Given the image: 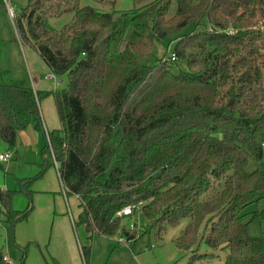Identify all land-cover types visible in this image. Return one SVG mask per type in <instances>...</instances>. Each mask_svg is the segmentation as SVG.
<instances>
[{"label": "trees", "instance_id": "1", "mask_svg": "<svg viewBox=\"0 0 264 264\" xmlns=\"http://www.w3.org/2000/svg\"><path fill=\"white\" fill-rule=\"evenodd\" d=\"M95 1L111 10L29 0L18 33L68 87L0 84V141L14 150L21 130L44 131L40 103L52 96L61 127L45 133L39 176L57 168L90 238L135 240L132 217L118 215L131 206L163 230L190 218L174 240L186 264H220L203 246L226 251L222 264H264V0H176L174 14L172 0L131 10ZM66 13L56 29L51 19ZM188 25L177 60L141 62ZM251 161L259 166L248 171ZM32 182L23 180L30 197ZM15 194L0 188V223L12 227L33 210L15 209ZM81 252L87 262L91 248ZM0 264H12L1 250Z\"/></svg>", "mask_w": 264, "mask_h": 264}, {"label": "rangeland", "instance_id": "2", "mask_svg": "<svg viewBox=\"0 0 264 264\" xmlns=\"http://www.w3.org/2000/svg\"><path fill=\"white\" fill-rule=\"evenodd\" d=\"M150 1L152 0H118L116 6L117 9L131 10L142 7ZM28 3L29 0H0V84L31 86L33 76L51 86L52 84L45 77L48 72L47 66L39 55L24 43L16 27L17 18ZM81 5H90L100 11L111 10V5H102L95 0H81ZM176 9V0H172L170 13L174 14ZM72 16V13H66L60 17L52 18L51 23L60 30L72 19ZM192 29V25L181 29L167 40V45H157L156 57H141V62L151 65L157 59H161L162 62L169 61V56L174 53L178 39ZM133 32V25L129 24L126 30V38H131ZM186 68V64L181 62L179 69L185 70ZM62 79L63 82L58 87L59 89L68 87L67 80L64 77ZM41 107L42 110L45 108L48 110L53 120L56 118L55 127L60 128L54 100L50 101L49 97L43 99ZM55 127H51V123L48 124V129ZM39 131L42 139H45L44 131L41 129ZM44 145V140L43 143L28 142L19 134L14 150L9 149L7 144L0 141V154L7 151L12 152V157L8 161H0V188L16 191L13 200L15 209L24 210L28 206H33L28 219L19 222L15 227L5 222L4 216L1 215L0 250L10 263L52 264L50 247L56 253H61L62 246L69 244L66 238L68 230L65 226V217L70 223L74 245L77 246V249L78 242L82 245H91L88 264H186L188 262L190 253L178 248L174 240L191 222L190 218L183 219L179 226L167 227L166 230H163L154 226L141 214L136 227L137 237L135 240L121 244L119 242L121 235L114 238L95 235L90 242L84 227L79 226L74 229L72 226L69 216L71 212L69 211L73 212L72 214L76 219L78 214L76 198L74 196L64 197L54 167L47 169L42 176H39L40 164L42 163L41 151ZM258 166V163L251 161L247 170L253 171ZM104 176L105 173H101L98 179L102 181ZM23 180H33L31 197L23 189ZM262 206H264V201L260 203V207ZM151 225H153L152 228ZM252 230L254 233L259 231L255 226L252 227ZM33 235H35V239L30 238ZM124 238L127 240L126 237ZM151 245L155 247L151 249ZM202 251L220 254L222 260L217 259L215 263H224L226 251L211 249L207 246H203ZM72 255L71 258L75 262L80 261L79 250L77 252L74 250Z\"/></svg>", "mask_w": 264, "mask_h": 264}, {"label": "crops", "instance_id": "3", "mask_svg": "<svg viewBox=\"0 0 264 264\" xmlns=\"http://www.w3.org/2000/svg\"><path fill=\"white\" fill-rule=\"evenodd\" d=\"M47 69L49 71L48 67H47ZM46 80L48 82H50L52 85L48 86L49 84H47V83H45L43 81H40L37 77L35 78V77L32 76V85H31V87H33L35 90H45V89H47V90H55L56 88H55L53 82L51 80H48V79H46ZM47 86H48V88H47ZM52 99L54 100V98L52 96H50L49 100L52 101ZM54 105H55V102H54ZM40 109H41V114H42L43 122H44V137H45V139H42V135H41L39 129H37L34 124H31L26 129L21 130L18 134H19L20 137L25 138L28 142L36 141V143H40V142L43 143V140H44L45 141V145H46V134L45 133L47 131H53V130H57V129H60V128H56L55 127L56 123H57L56 118H54V120H53L52 116H50V113L48 112V110L46 108L42 110L41 103H40ZM55 109H56V107H55ZM42 111L44 112V114H43ZM56 113H57V111H56ZM49 123H51V127H55V128L48 129V124ZM60 127H61V124H60ZM45 145H44V147H45ZM43 148H42V150H43ZM51 169H53V167H51ZM54 169L57 171L56 167H54ZM62 192H63V189H62ZM63 195H64L65 198H69L64 192H63ZM74 198H76V202H77V206H78V214H77V218H78V215H79V213L81 211L80 208H79V199H78L77 196H74ZM69 212L73 213L72 211H69ZM69 216H70V213H69ZM70 221H71L72 226L74 227V229L79 227V226H75L73 224L71 216H70ZM65 226H66V229L68 230L66 238H67L69 244L67 246H62L61 253H56L55 251L52 250V247H50L52 255H50V254L49 255H50V259H51L52 264H53V260H56L60 264H88L89 260L86 262L85 259L83 258L82 252H81V248L84 247V246H87V245H82V244H80L78 242V244H77L78 245V249H77V246L74 245L73 234L71 232V226H70V223H69L67 217H65ZM82 227H84V226H82ZM87 235H88V240L91 242L95 235H93L91 238H90V234L88 232H87ZM102 237H105V236H102ZM30 238L35 239V235L30 236ZM107 238H111V237H107ZM112 238H114V237H112ZM89 247L91 248V245ZM74 250H75V252H77V250H79L80 255H81V259L78 262H75V260L71 258L73 256L72 252ZM70 252H71V254H70Z\"/></svg>", "mask_w": 264, "mask_h": 264}, {"label": "built area", "instance_id": "4", "mask_svg": "<svg viewBox=\"0 0 264 264\" xmlns=\"http://www.w3.org/2000/svg\"><path fill=\"white\" fill-rule=\"evenodd\" d=\"M230 34H233L234 33V30H229L228 31ZM169 59L171 61H175L177 60V56L175 53H171V55L169 56ZM46 79L48 80H51L55 86V88H58L62 82H63V79L62 77H60L59 75L55 74L53 71L49 70L47 73H46ZM12 157V152L11 151H7L6 153H2L0 154V161H8L10 158ZM118 215L119 216H125V217H132L131 221H130V229L131 231L133 230H136V227L139 223V217H140V213H137L135 214L134 211H133V208L131 206H126L125 208H123L120 212H118ZM71 219L73 221V224L75 225V218L74 216L72 215L71 213ZM119 242L121 244H126L128 243V240H125L124 237H120L119 239ZM155 246L154 245H151V249H153ZM4 259L6 261H8V258L4 256Z\"/></svg>", "mask_w": 264, "mask_h": 264}]
</instances>
